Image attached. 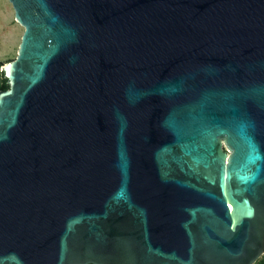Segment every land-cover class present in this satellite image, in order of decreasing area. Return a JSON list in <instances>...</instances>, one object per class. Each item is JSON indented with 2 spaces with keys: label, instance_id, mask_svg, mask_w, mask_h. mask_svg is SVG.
<instances>
[{
  "label": "water",
  "instance_id": "obj_1",
  "mask_svg": "<svg viewBox=\"0 0 264 264\" xmlns=\"http://www.w3.org/2000/svg\"><path fill=\"white\" fill-rule=\"evenodd\" d=\"M8 1L0 264H255L264 0Z\"/></svg>",
  "mask_w": 264,
  "mask_h": 264
},
{
  "label": "rangeland",
  "instance_id": "obj_2",
  "mask_svg": "<svg viewBox=\"0 0 264 264\" xmlns=\"http://www.w3.org/2000/svg\"><path fill=\"white\" fill-rule=\"evenodd\" d=\"M23 32L10 2L0 0V81L4 77L2 67L17 57ZM255 264H264V255Z\"/></svg>",
  "mask_w": 264,
  "mask_h": 264
},
{
  "label": "trees",
  "instance_id": "obj_3",
  "mask_svg": "<svg viewBox=\"0 0 264 264\" xmlns=\"http://www.w3.org/2000/svg\"><path fill=\"white\" fill-rule=\"evenodd\" d=\"M9 88L8 84H7V80L2 77L1 81H0V90H7Z\"/></svg>",
  "mask_w": 264,
  "mask_h": 264
},
{
  "label": "bare ground",
  "instance_id": "obj_4",
  "mask_svg": "<svg viewBox=\"0 0 264 264\" xmlns=\"http://www.w3.org/2000/svg\"><path fill=\"white\" fill-rule=\"evenodd\" d=\"M8 70V68H6Z\"/></svg>",
  "mask_w": 264,
  "mask_h": 264
},
{
  "label": "snow or ice",
  "instance_id": "obj_5",
  "mask_svg": "<svg viewBox=\"0 0 264 264\" xmlns=\"http://www.w3.org/2000/svg\"><path fill=\"white\" fill-rule=\"evenodd\" d=\"M10 67V66H9Z\"/></svg>",
  "mask_w": 264,
  "mask_h": 264
}]
</instances>
